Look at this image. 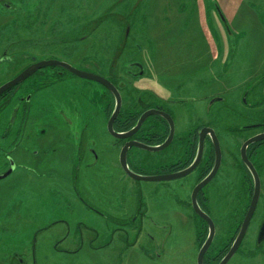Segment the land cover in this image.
<instances>
[{
  "label": "rangeland",
  "instance_id": "1",
  "mask_svg": "<svg viewBox=\"0 0 264 264\" xmlns=\"http://www.w3.org/2000/svg\"><path fill=\"white\" fill-rule=\"evenodd\" d=\"M3 56L0 82L39 59L95 62L105 72L122 74L146 100L169 103L180 131L191 123L214 127L225 149L221 171L228 176L218 175L205 187L215 225L208 248L213 246V252L230 241L247 200L236 196L237 173L228 170L233 163L229 149L236 153L240 142L224 127L262 119L264 0H0ZM132 60L143 66L135 77L121 69ZM36 75L16 93L31 91L33 96L29 112H21L23 120L5 140L1 130L12 111L0 105V146L15 144L18 152L12 155L19 165L26 164L0 178V264H196L198 231L183 203L190 201L193 176L182 191L176 185L181 180L125 175L115 159L120 145L105 130L108 117L101 102L92 105L97 93L87 91L94 83L59 76L62 82L52 85L44 73L35 81ZM243 98L248 104L242 106ZM15 100L10 106L23 108ZM254 102L257 106L251 107ZM14 127L22 130L15 135ZM134 150L142 159L139 167L150 171L151 151ZM92 152L99 159L89 166ZM6 168L0 166V174ZM261 171L256 210L226 264H264V238L258 241L264 167ZM139 211L141 221L135 218ZM152 216L171 227H155Z\"/></svg>",
  "mask_w": 264,
  "mask_h": 264
},
{
  "label": "flooded vegetation",
  "instance_id": "2",
  "mask_svg": "<svg viewBox=\"0 0 264 264\" xmlns=\"http://www.w3.org/2000/svg\"><path fill=\"white\" fill-rule=\"evenodd\" d=\"M129 28L130 27L126 26L125 31H124L126 38H128L129 37L128 35H130L129 34L130 33ZM135 44L137 46L138 43L135 42ZM4 57L5 56H3V58ZM54 58H56L57 60L63 61V62H65V63H67V64L71 65L72 67L77 68L79 70L98 74L101 77L110 81L116 87V89L118 90L120 97H121V105H120L119 112L113 121L114 130L119 131V132L127 131L130 128L134 127V125L136 124L137 120L139 119V117L142 113H144L148 109L155 110L154 113L149 114L143 120V122L141 123L138 130L132 136L127 137V138H117V137H114L112 135L116 139L117 144L120 145L115 159H116L117 165L120 167V169L122 171H124V169L120 163V152H121V148L124 145V143L130 142L131 140H138L139 142L145 143V144L150 145V146H158V145L162 144L163 142H165L167 140V138L169 137L170 131H171L170 122L173 123V134L171 135L168 144L159 150H149V151H151L150 154H152L150 157V160H149L150 171L146 172L145 170H142L139 167V162H142L141 161L142 159L140 157H138L137 151L134 150V148H140V149H144V148H141L138 146H133V145L129 146V148L127 149V152H126V160H127V166L131 170H133L137 173H140V174H149V175H169V174L181 172V171L185 170L187 167H189L195 161V159L198 155V152H199L200 139H201V137L203 138V141H204L203 144L204 145H203V149L201 151V156L199 158V161L196 163V165L194 166V168L192 170H190L188 173H186L182 176H179L175 179L153 180V181H166V182L169 180H181L179 182L180 183L179 187L183 191V189L186 188L185 183L188 182L189 177L193 176V179H194L193 183L194 184H192L190 186L189 194H188L190 197V201H188V202L185 201L183 203L185 206L190 207V209L192 211V214H191V215H193L192 225L194 227H196V231H198L196 233V235H197L198 241L201 240L200 245H199V246H201L208 236L209 226H208L206 219H204L201 215H199V213L197 212L196 208L193 205L192 191H193L194 187L203 178L207 177V175L211 172V170L213 168L214 161H215V151H214V148L212 145L211 136H210L209 132L205 133L202 131H203L204 127L212 128L217 135L215 128L212 126L205 125V124L193 125L191 123V125L188 127H182V131H180L179 129L181 127L177 123L178 119H177L175 113L172 111V108H171L169 103H166V102L162 103V102L157 101L156 98L153 99L151 97H150V100H148V99L146 100L143 97L144 92L140 91L141 93L139 94L138 89L134 85L132 86L131 83H127L125 81V79L122 78L123 77L122 74L121 75L114 74L113 70L109 71V72H105V71H103V68L102 69L100 68L99 63H95V62H91L90 64H88L87 61L86 62L82 61L80 63H72L71 61L64 59V58H60L58 56H56ZM54 58L39 59L35 62L44 61V60H48V59H54ZM82 59H84V57ZM31 64H33V63H31ZM25 68H23V69H25ZM111 69H113V68H111ZM121 69H122V72H124V75L129 76V77H135L139 74L140 65H139L138 61L132 60L130 62L124 63L121 66ZM100 70H102V71H100ZM108 70H110V69H108ZM20 72H18L17 74H19ZM34 73L37 74L36 78L34 79L35 81L37 79L38 73H44L47 77V80H49V83L52 82V85L56 82H62V81H59V79L57 78L59 76H61V78L65 77V76H69L71 78L72 77H79L83 80L89 81V83L93 82L94 83L93 87H89L87 89V91H89L90 89H93L92 91L97 93V97H95L92 100V105L96 106V105H99V104H97L98 101L101 102V104L99 106H101L102 108L100 110H102L105 113V116H107L108 118L110 117L112 111L115 108L116 98L110 89H108L106 86H104L103 84H101L98 81L80 77L75 72H73L72 70L68 69L67 67H65L61 64L45 65V66L38 68ZM17 74L12 75V77L9 78L8 81L13 79ZM51 77H53V78H51ZM28 79H29V76L26 77L25 79H23L22 81H20L19 83L5 89L0 94V105L3 108L6 107L5 110L12 111V112L9 111L10 113L7 116V121H6L5 127H4V129L1 130L2 131L1 138L4 140H5V137H7V134L10 133V129L12 128V126L14 124H16L18 121H19V123H21V121L23 120L24 117L23 116L20 117L21 112H23L24 109L27 113L29 112L28 102L30 101L31 97L33 96V93L30 91L28 93L26 92L25 94H20V93H22V92H20L18 94V96L16 95V93L19 92L18 90L23 85V83L26 82ZM6 81L0 82V85ZM262 82H263V88H264V78H262ZM39 83L41 84V82H39ZM49 83H44V85H48ZM130 84H131V88H132L131 91H129L130 88L128 87ZM126 92H128V94H126ZM13 96H15L16 103L20 104V106H22L23 108L17 107V106L16 107L10 106V103H11V100L13 99ZM91 99H92V97H91ZM88 100H89V98H88ZM260 103L262 105H264V93L262 94V99H260ZM143 104H147V107H144ZM241 104L243 106L245 104H248V102H246L243 98ZM255 104H256V102H254L253 105L251 104V107L257 106ZM110 108H111V111H110V113H108ZM0 111H1V107H0ZM83 111H85V110H83ZM236 112H238L237 114H239V116L243 117L245 115L244 112H242V111L238 110ZM84 114H85V112H84ZM84 114L82 113L83 116H85ZM26 115L27 114H24V116H26ZM130 120H133V122L131 123V125L128 126L127 122H129ZM120 123H122V125ZM87 125H88V119H85L83 122V125L80 129L81 130L80 141L78 140L80 147H82L84 145V140H85L84 132H85V128L87 127ZM224 129L240 142L238 150L236 153L233 152V150L229 149L228 154H229L231 160L233 161V163L230 165V168H228V170L232 174L234 173V170H235V173H237L236 176H237L238 182L235 186L236 187L235 193H236V196L239 197V199L247 200V204L245 207H247V209H248V206L250 204V201H251L253 194H254V191H255V174L253 171H255V173H257V176L259 178V197H258V199L260 198V195L262 193L263 180L261 178V172H262L261 170L264 167V138L248 142L243 149V152L245 154L247 161L251 163L254 170H252L248 166V164L245 162V160L242 158V148H243V144L245 142L251 140L256 135L264 133V112H262V119L259 121L248 122V123H244V124L239 123V124L227 125L224 127ZM21 130L22 129H20V127H14L13 128L15 135H17L18 132ZM105 130H107V132L110 133L108 131V128H107V123H106ZM246 131H254V132L246 134L245 133ZM218 139H219V144H220V148H221L220 164L217 168L216 173L212 176V178L205 185H203L200 189H198L197 193L195 195V199H196V203H197L198 207L202 211L207 213L209 216H210V214H209V195L210 194L207 190H205V189H207L205 187L208 186L209 182L211 180H214L218 175H220L221 178L224 176L225 177L228 176V174L226 173V170H225L224 174H222V171H221V170H223V167H222L223 162H224L223 161V159H224L223 151H225V149L223 148V145L221 144V140H220L219 136H218ZM12 145H15V144H12L10 142V143H7L6 145L0 146V148H1L0 149V154H1L0 157H1L2 163H3V164H1V162H0V166H5V168L7 167L6 171H4L2 174H4L5 172L10 170V172L7 174V175H9L13 170L16 169L17 166H22L23 168L26 166V164H24V163L20 164V165L18 164L14 155H12V152H18V151H17V149H15V151H14V148H12L13 147ZM21 146H23V145H20V151L23 150V147L21 148ZM76 148H78V146ZM144 150H146V149H144ZM31 151L33 152V149ZM34 151H36V153H37V150H34ZM92 153H93L92 154L93 159L91 161L87 162V165H89V166L92 165L94 162H97L99 159V155L97 153H95V152H92ZM224 164H225V162H224ZM137 169H139L142 173ZM124 173H125V175H128L125 171H124ZM129 177H131V176H129ZM236 181L237 180H234L233 182H236ZM165 184L168 185V183H165ZM165 184H162V186L165 187ZM153 189L155 191H157L158 186H155ZM206 191H207V194H206ZM104 192H106V190H104ZM104 192L102 194H104ZM188 204H189V206H188ZM184 209H185V213H187L188 209L187 208H184ZM247 209H246V211H247ZM246 211L244 212V216H245ZM139 215L141 216V212L140 211L136 212L135 218L139 217ZM244 216H243V218H244ZM243 218L238 223L239 224L238 230L241 226ZM139 219L141 221V217H139ZM150 221L155 227H157L159 229L168 230L171 227L170 223H168V222L160 223L155 218H153V216L150 218ZM262 221H263V219H262ZM238 230L236 231V233L232 234L230 241H228L229 246L232 244L233 240L235 239V237L238 233ZM201 232H204V233L201 234ZM225 244H227V243H225ZM208 249H207V251H208ZM226 252H227V250H225L224 254ZM204 256H205V254H204ZM212 259L214 260V258H212Z\"/></svg>",
  "mask_w": 264,
  "mask_h": 264
},
{
  "label": "water",
  "instance_id": "3",
  "mask_svg": "<svg viewBox=\"0 0 264 264\" xmlns=\"http://www.w3.org/2000/svg\"><path fill=\"white\" fill-rule=\"evenodd\" d=\"M49 64H61L65 67H67L68 69L72 70L73 72H75L77 75H79L80 77L83 78H87V79H91V80H95L100 82L101 84H103L104 86H106L108 89H110L112 91V93L114 94L115 98H116V105L115 108L112 112V114L110 115V117L108 118L107 121V128L108 131L117 138H127L132 136L140 127L141 123L143 122V120L151 113H154L155 110L153 109H148L146 110L144 113H142L139 117V119L137 120L136 124L134 125L133 128H130L127 131H123V132H119L114 130L113 128V121L116 118L119 109H120V105H121V97L120 94L118 92V90L116 89V87L107 79L101 77L98 74L95 73H91V72H86V71H82L79 70L77 68L72 67L71 65L57 60V59H48V60H44V61H39V62H35L29 66H27L25 69H23L19 74H17L13 79L6 81L5 83L0 85V94L7 88H9L10 86H13L17 83H19L20 81H22L23 79H25L26 77L30 76L31 74H33L38 68L45 66V65H49ZM141 66V65H140ZM142 69V67H141ZM143 70V69H142ZM143 72V71H142ZM263 93H264V88H263ZM144 107H147V104H143ZM171 124V131H170V135L167 138V140L165 142H163L162 144L158 145V146H150L147 145L145 143L139 142L138 140H131L130 142L124 143V145L121 148V152H120V163L124 169V171L131 176L134 179H138V180H167V179H175L179 176H182L186 173H188L190 170H192L194 168V166L196 165V163L199 161V158L201 156V151L203 149V138L201 137L200 142H199V152L198 155L195 159V161L189 166L187 167L185 170L181 171V172H177V173H173V174H169V175H149V174H140L137 173L133 170H131L128 166H127V160H126V152L127 149L129 148V146H138L141 148H144L146 150H159L163 147H165L168 142L169 139L171 137V135L173 134V123L170 122ZM202 132H209L210 136H211V141H212V145L215 151V161H214V165L213 168L211 170V172L207 175V177L203 178L193 189L192 191V202L194 207L196 208L197 212L199 213V215H201L204 219H206L208 226H209V233L207 238L205 239L204 243L199 247L198 253H197V257H196V264H204V254L207 251L208 247L210 246L212 239L214 237L215 234V225L214 222L212 220V218L205 213L204 211H202L197 203H196V199H195V195L197 193V190L200 189L203 185H205L211 178L212 176L216 173L217 168L220 164L221 161V148H220V144H219V139L216 135V133L214 132V130L212 128H208V127H204ZM203 135V134H202ZM264 138V133H261L259 135H256L254 138H252L251 140L245 142L243 144V148H242V158L245 160V162L248 164V166L253 169V166L251 165L250 162L247 161L245 154L243 152V149L245 147V145L250 142V141H254V140H258ZM10 172L7 171L4 174L0 175V178L6 176L8 173ZM255 174V191L253 194V197L250 201V204L248 206V209L245 213V216L243 218V221L241 223V226L238 230V233L235 237V239L233 240L232 244L230 245V247L228 248L227 252L224 254V256L220 259V261L217 264H226L230 258L233 256V254L237 251V249L239 248L244 235L248 229L249 223L251 221V218L255 212L256 209V205L258 202V197H259V178L257 176V173H255V171H253ZM264 238V218L263 221L261 222L259 231H258V241L263 240Z\"/></svg>",
  "mask_w": 264,
  "mask_h": 264
},
{
  "label": "trees",
  "instance_id": "4",
  "mask_svg": "<svg viewBox=\"0 0 264 264\" xmlns=\"http://www.w3.org/2000/svg\"><path fill=\"white\" fill-rule=\"evenodd\" d=\"M132 122H133V120H130L129 122H127L128 126L131 125ZM120 124L122 125V123H120ZM137 170H139V169H137ZM203 233L204 232H201V234H203ZM200 242H201V240L199 241V243ZM225 243H227V244H225ZM225 243H223L222 246L217 247V249H214L213 252L210 250L213 247V246H211V248H209V250L207 251L210 254L208 255L207 253H205L204 260H203L204 264H212L215 261L217 262L218 260H220L221 257L224 255L225 250H228V248L230 247L228 242H225ZM212 258H214V260Z\"/></svg>",
  "mask_w": 264,
  "mask_h": 264
},
{
  "label": "crops",
  "instance_id": "5",
  "mask_svg": "<svg viewBox=\"0 0 264 264\" xmlns=\"http://www.w3.org/2000/svg\"><path fill=\"white\" fill-rule=\"evenodd\" d=\"M197 75V74H196ZM192 75H190V77H191ZM180 87H181V85H180ZM147 172V171H146ZM178 187L180 186V183L177 181V184H176Z\"/></svg>",
  "mask_w": 264,
  "mask_h": 264
}]
</instances>
